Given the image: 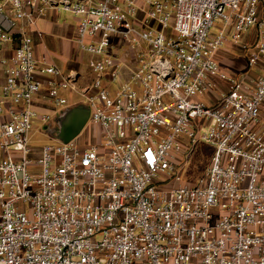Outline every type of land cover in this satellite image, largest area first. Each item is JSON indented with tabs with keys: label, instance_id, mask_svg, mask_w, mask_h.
<instances>
[{
	"label": "built area",
	"instance_id": "built-area-1",
	"mask_svg": "<svg viewBox=\"0 0 264 264\" xmlns=\"http://www.w3.org/2000/svg\"><path fill=\"white\" fill-rule=\"evenodd\" d=\"M48 11L76 19L90 81L35 58ZM0 51V264H264V0H0ZM75 105L98 140L30 145ZM198 141L211 161L181 181Z\"/></svg>",
	"mask_w": 264,
	"mask_h": 264
},
{
	"label": "crops",
	"instance_id": "crops-1",
	"mask_svg": "<svg viewBox=\"0 0 264 264\" xmlns=\"http://www.w3.org/2000/svg\"><path fill=\"white\" fill-rule=\"evenodd\" d=\"M75 27L76 19L70 14L62 11H48L31 28L34 55L37 60H46L62 71L77 70L84 75V81L88 82L93 77L89 67V61L94 57L78 50L74 42ZM254 36L255 34L252 32L246 39L251 41L254 39ZM215 58L221 68L231 76L240 77L242 72L245 71L246 63L240 44L227 43L216 51ZM226 87L225 82L217 80L216 86L212 90L199 96L197 99L204 102L201 99L206 97L207 103H204L212 105L217 99L219 92L225 90ZM64 109L60 112L61 114ZM87 123H89L88 117L80 132L83 130L88 137L90 134Z\"/></svg>",
	"mask_w": 264,
	"mask_h": 264
},
{
	"label": "rangeland",
	"instance_id": "rangeland-1",
	"mask_svg": "<svg viewBox=\"0 0 264 264\" xmlns=\"http://www.w3.org/2000/svg\"><path fill=\"white\" fill-rule=\"evenodd\" d=\"M217 26L218 24L215 23L212 31H216ZM201 100L207 103L206 97H203ZM81 101V98L77 97V95L75 94H72V97L70 98V102L72 103V105L80 103ZM81 103H83V101ZM76 107V105L68 107V117L75 116L76 118H78L81 116ZM56 114L53 118L58 117L61 113L58 110ZM83 115H85L84 118L88 117V113ZM35 125L38 126V128H34L32 131V136L29 142L30 145L41 147L44 144H55L62 139L61 132H63L64 130L63 125L62 123L55 121V119L50 120L46 127L40 126L39 124ZM87 126L89 128L88 131L90 135L87 137L86 133L83 130L79 132V134L76 136V140L79 145H85L92 142L93 140H98V135L94 134L93 132L96 127L90 123H87ZM89 137L91 138L88 139ZM213 150L214 147L205 141H198L194 143L190 148V151L185 155V158L182 160L181 164L178 167L177 171L179 173L180 180L189 183H196L201 177H203L211 161Z\"/></svg>",
	"mask_w": 264,
	"mask_h": 264
},
{
	"label": "flooded vegetation",
	"instance_id": "flooded-vegetation-1",
	"mask_svg": "<svg viewBox=\"0 0 264 264\" xmlns=\"http://www.w3.org/2000/svg\"><path fill=\"white\" fill-rule=\"evenodd\" d=\"M68 107L69 106L65 107L64 111L62 112V114L63 113H65V114H63V115L61 114L59 117L52 118V120L55 119V121L62 123L63 129L65 130V131L63 130V132H61L62 136H64L66 134V129L68 130L72 126H79L80 124H82L86 119V117L84 118L85 115H83V114L88 113V110L85 106H77L76 109L81 114V116L78 118H76L75 116L74 117H72V116L68 117L67 116V113H69Z\"/></svg>",
	"mask_w": 264,
	"mask_h": 264
},
{
	"label": "water",
	"instance_id": "water-1",
	"mask_svg": "<svg viewBox=\"0 0 264 264\" xmlns=\"http://www.w3.org/2000/svg\"><path fill=\"white\" fill-rule=\"evenodd\" d=\"M84 123H85V121L82 124H80L79 126H72L68 130H66V134L64 136H62V140L67 141L71 138H74L80 132Z\"/></svg>",
	"mask_w": 264,
	"mask_h": 264
}]
</instances>
